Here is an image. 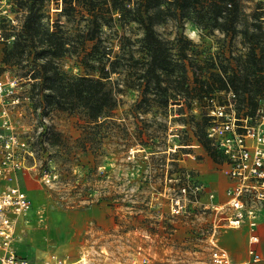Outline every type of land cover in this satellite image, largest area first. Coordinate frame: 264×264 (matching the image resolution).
<instances>
[{
	"label": "rangeland",
	"instance_id": "1",
	"mask_svg": "<svg viewBox=\"0 0 264 264\" xmlns=\"http://www.w3.org/2000/svg\"><path fill=\"white\" fill-rule=\"evenodd\" d=\"M242 2L248 19L262 23L264 29V0ZM62 5L63 0H47L43 9L50 21L75 25L80 15L68 22L61 13ZM24 15L18 0H0V75L10 70L16 79L13 92L6 96V107L32 152L27 164L35 165L21 175L33 210L16 230L19 253L33 264H54L52 255L69 264H199L188 254L185 239L208 235L228 210L222 214L205 209L209 201L205 190L194 198L188 189L187 208L180 214L173 212L172 200L184 196V186L201 183L219 193L215 202H225L226 188L232 183L223 171V160H215L197 145L207 127L205 97L195 100L192 108L184 105V113L178 103H170L167 111L156 105L138 109L137 91L123 85L111 122L97 126L80 111L56 107L44 115L34 103L37 87L26 69L3 61L4 49L11 46ZM155 27L168 39L183 31L193 43L190 55L206 66L207 74L210 60L247 47L241 34L202 29L191 21L181 28L168 18ZM104 29L103 36L114 41L115 50L119 49L118 34L131 39L143 35L134 21L128 25L113 22ZM78 59L68 54L58 62L69 73L86 72ZM133 69L114 73L113 79L122 81ZM220 93L219 98H224ZM259 103L263 109L264 98ZM45 172L53 173L50 182L43 178ZM232 229L218 228L221 244L235 253L234 259L248 258L249 231L226 237ZM260 236L258 249L264 240Z\"/></svg>",
	"mask_w": 264,
	"mask_h": 264
},
{
	"label": "trees",
	"instance_id": "2",
	"mask_svg": "<svg viewBox=\"0 0 264 264\" xmlns=\"http://www.w3.org/2000/svg\"><path fill=\"white\" fill-rule=\"evenodd\" d=\"M46 1L18 0L25 15L3 57L6 64L26 69L28 78L34 80L33 100L42 114L47 115L52 107L80 111L100 126L114 117L123 85L137 91L138 109L156 105L167 111L170 103H178L184 113L195 100L205 97L207 108L211 96L229 90L236 94L240 116H253L259 109L264 98V29L262 23L248 19L242 0H63L61 13L68 22L80 15L73 26L50 21L43 9ZM168 18L181 28L191 21L202 29L241 34L247 47L210 60L207 74L206 66L190 55L193 43L183 31L168 39L156 29L157 23ZM133 21L143 35L131 39L118 34L119 49L115 50L114 41L103 36L104 27ZM68 54H75L87 71L65 70L58 59ZM131 66V76L113 79L114 73L122 74ZM206 119L208 127V109ZM207 127L199 135V144L215 160L224 161L225 156L207 137Z\"/></svg>",
	"mask_w": 264,
	"mask_h": 264
},
{
	"label": "built area",
	"instance_id": "3",
	"mask_svg": "<svg viewBox=\"0 0 264 264\" xmlns=\"http://www.w3.org/2000/svg\"><path fill=\"white\" fill-rule=\"evenodd\" d=\"M15 81L10 70L0 75V264H33L19 253L15 243L19 223L28 221L33 210L32 198L21 184V175L35 167L27 164V156L32 152L26 139L17 133L6 107V96L13 92ZM223 93L222 99L219 95L208 99L207 137L225 156L223 171L232 180L225 191L226 201L215 202L220 199L219 193L197 183L184 186V196L173 198L172 207L175 214L185 212L187 190L194 198L205 190L209 201L204 208L222 214L228 210V213L220 215L208 235L185 239L188 254L199 264H256L264 260L257 248L261 241L260 220L264 217V108L258 109L255 117L240 116L235 92ZM52 175L45 172L43 178L50 182ZM222 227L248 229V258L234 259L221 244L218 228ZM52 259L54 264H69L58 255H52Z\"/></svg>",
	"mask_w": 264,
	"mask_h": 264
},
{
	"label": "crops",
	"instance_id": "4",
	"mask_svg": "<svg viewBox=\"0 0 264 264\" xmlns=\"http://www.w3.org/2000/svg\"><path fill=\"white\" fill-rule=\"evenodd\" d=\"M263 222V223H262ZM261 223L262 224H264V217H262L261 218V220H260V225H261ZM248 231V229L247 228H245V227H243V228H241V229H232L231 231H229V232H227V234L228 235H226V237H228V236H232V235H235V233H237L238 231H241V232H243V231ZM261 231V232H260ZM259 232H260V234L263 236V239H264V228H263V230H260V228H259ZM239 235V234H238ZM237 243V242H236ZM227 246V245H226ZM233 246H234V244H233ZM233 246H232V248H229V249H233ZM225 247V246H224ZM226 248V247H225ZM260 251H261V253H262V255L264 256V240H263V243L261 244V249H259ZM231 254L233 255V257H236V255H235V253H233V252H231ZM245 256L244 255H242V256H238V258L240 259V258H243V259H245L244 258ZM238 259V260H239ZM243 259H240V260H243ZM262 264H264V260H262V261H260ZM259 262V263H260ZM256 264H258V263H256Z\"/></svg>",
	"mask_w": 264,
	"mask_h": 264
}]
</instances>
